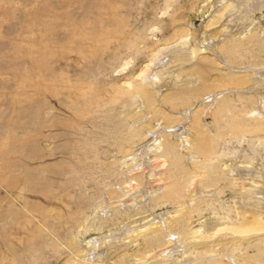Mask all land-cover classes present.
Listing matches in <instances>:
<instances>
[{
    "label": "rangeland",
    "instance_id": "rangeland-1",
    "mask_svg": "<svg viewBox=\"0 0 264 264\" xmlns=\"http://www.w3.org/2000/svg\"><path fill=\"white\" fill-rule=\"evenodd\" d=\"M259 106L264 0H0V264H173L153 253L167 229L90 258L86 240L179 205L194 264H264V232L195 242L190 224L255 199L225 164L264 177Z\"/></svg>",
    "mask_w": 264,
    "mask_h": 264
},
{
    "label": "bare ground",
    "instance_id": "bare-ground-1",
    "mask_svg": "<svg viewBox=\"0 0 264 264\" xmlns=\"http://www.w3.org/2000/svg\"><path fill=\"white\" fill-rule=\"evenodd\" d=\"M228 6H231V4H228ZM176 61V60H175ZM172 64H174V60L171 62ZM151 64V63H150ZM150 67V65H145V67L141 70L139 76H143V77H147L145 76L147 73V69ZM168 68V67H167ZM152 71V70H151ZM149 72V71H148ZM148 74V73H147ZM149 75V74H148ZM150 77V76H149ZM157 77H159L157 75ZM211 95V94H210ZM215 95V94H214ZM212 94V96H214ZM218 95V94H217ZM211 96V97H212ZM217 98V97H216ZM210 99V98H209ZM212 99V98H211ZM213 100V99H212ZM156 102V100L154 101V97H152L151 95L148 97L147 99V105H153ZM252 112L255 114H262L264 113V108L262 107H256L255 109L252 110ZM148 121V120H147ZM166 129V128H165ZM182 129V128H181ZM156 131V130H155ZM152 132V131H151ZM161 132V131H160ZM183 132V131H180ZM154 134V133H153ZM156 135V134H154ZM181 135V134H180ZM158 136V135H157ZM187 137V136H186ZM188 138V137H187ZM161 140V139H160ZM185 143H188V140H184ZM162 146V145H161ZM161 146L157 145V146H153L151 147V150L154 151V149H158V153H161ZM144 149V148H143ZM140 150V149H139ZM147 151V149L142 150ZM134 154V151L129 152L126 156H128L129 154ZM154 154V153H153ZM125 156V157H126ZM130 156V155H129ZM128 156V157H129ZM132 156V155H131ZM134 157V155L132 156ZM154 158V157H153ZM125 159V158H124ZM155 159V158H154ZM160 159V158H159ZM152 161L154 162V160L152 159ZM149 162L150 164H152L153 162ZM147 164L150 167V164ZM156 163V164H155ZM158 163V164H157ZM163 165H165L164 163H160L158 162V159H156V161L153 163V166L151 165L152 168H150V171L153 172L154 174L156 173L157 169L159 167H162ZM144 166V165H142ZM225 167H230V169L236 170L237 173L241 174L238 175L241 179L240 182L242 181L244 183V188L251 190L252 191V195L254 194V198L257 199L258 197H260L262 200H253L250 204H247L245 202H237V209H236V216L238 217L236 218H231V217H223L222 215H219L217 213H213L211 216L209 217H200V218H190V224H191V240L195 241V242H199L201 240H204L203 238L207 237H214L218 234H223L224 233L228 236L233 235V236H245L246 235H253V234H258L261 233L263 234L264 232V177L263 176H258L255 177V171L249 169L250 167L244 166V165H240L238 166V164L235 163H226ZM246 167V168H245ZM140 168V167H139ZM259 171L257 172L259 175L260 174H264V172L262 170H257ZM137 172V171H136ZM199 176V175H198ZM196 179V178H195ZM133 182V181H132ZM190 183V182H189ZM196 184V181H194L193 183L191 182V187ZM249 185V186H247ZM162 188V187H159ZM130 189V188H129ZM200 189V188H199ZM208 192V191H206ZM133 194V193H132ZM129 197V196H128ZM109 202V201H108ZM123 202V201H120ZM111 203V201H110ZM109 203V204H110ZM128 203V202H127ZM125 203V204H127ZM112 204V203H111ZM124 204V203H123ZM121 206V205H120ZM119 206V207H120ZM102 207V206H101ZM109 207V205H108ZM123 207V206H122ZM189 206L187 205H179V207H177V210L175 211L174 214H170V212H168L166 215H162L158 213V216L156 215V217H151V216H145L143 218V220H140L139 223L135 222L134 224H131V226H129V224H127L129 227L128 228H124L125 230L123 231V235L122 237H114V236H118V234H113L111 233L109 236H100L96 238L94 237L91 240H86V244L88 247V250L86 251L87 254H85V258L88 257L90 258L91 255L94 257V255L96 254V252L98 250H103L106 246L111 245L112 243H114V239H116V241H121V240H125L127 241V237L130 236V238L134 235H138L139 233H142L143 231H147V230H151L153 228H157L162 230V229H167L169 230V234L173 235L175 240L172 241L174 238L171 237L170 242L167 244V246L163 249L158 250L157 252H153L155 257H160L163 255L165 256V254H169L170 256H174V258L177 259L176 262H174L173 264H194V262L198 261V257H196L193 253L191 252H187L185 249L186 246V242L181 243L178 242L176 240V238L181 239V234L180 233H176L173 232L171 229V224L170 221L172 218H177L180 219V216L183 215V213L186 211L185 209H187ZM105 208V209H104ZM107 208V204L106 207L103 206V210H106ZM118 208V207H117ZM115 208V209H117ZM98 209V208H97ZM100 209V208H99ZM96 210L94 219L96 218H102V216H104L105 212L102 213V209L100 210ZM114 209V210H115ZM121 209V208H120ZM123 210V209H122ZM108 212V211H107ZM119 212V211H118ZM123 212V211H122ZM166 212V211H165ZM115 213V212H114ZM163 213V212H162ZM172 213V212H171ZM119 215V214H117ZM123 215V214H121ZM115 216V215H114ZM116 219V218H115ZM181 220V219H180ZM93 222V221H92ZM193 222V224H192ZM95 223V222H94ZM103 225V224H102ZM114 229V228H113ZM122 229V228H120ZM87 230V229H86ZM90 230V229H89ZM119 230V229H116ZM114 231V230H113ZM112 231V232H113ZM165 231V230H164ZM87 232V231H85ZM84 233V232H82ZM147 233V232H146ZM121 234V233H120ZM119 234V235H120ZM167 234V233H166ZM230 234V235H229ZM168 235V234H167ZM169 235V236H170ZM135 238V237H134ZM170 238V237H169ZM169 238L167 240H169ZM179 239V240H180ZM114 241V242H113ZM137 242V241H136ZM191 242V241H190ZM135 243V241H134ZM188 243V242H187ZM136 245L138 246V243H136ZM239 249V248H238ZM100 253V252H99ZM206 253V252H205ZM83 254V253H82ZM98 254V253H97ZM81 255V254H79ZM84 255V254H83ZM100 255V254H99ZM153 255V254H152ZM209 257H216V254H205ZM98 256V255H97ZM146 256V255H145ZM150 256V255H149ZM149 256L145 257L144 259L141 258H136L137 261H144L146 262L147 260H149ZM92 257V258H93ZM152 257V256H150ZM228 257V261H232V264H241L238 259H236V257L234 255H227ZM88 258V259H89ZM153 258V257H152ZM161 258V257H160ZM200 258V257H199ZM84 259V258H83ZM87 259V260H88ZM95 259V258H94ZM159 259V258H158ZM163 259V258H162ZM166 259V256H165ZM170 257H168L169 260ZM172 259V258H171ZM96 260V259H95ZM73 261V260H72ZM101 261V260H99ZM103 261V260H102ZM87 262V261H86ZM86 262H80V261H75L73 264H85ZM97 263V262H96ZM138 263V262H137ZM198 263V262H197ZM246 263V262H245ZM243 263V264H245ZM88 264V263H87ZM91 264V263H90Z\"/></svg>",
    "mask_w": 264,
    "mask_h": 264
}]
</instances>
